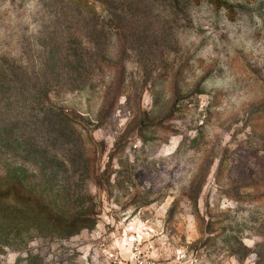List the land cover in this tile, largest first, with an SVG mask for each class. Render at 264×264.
Wrapping results in <instances>:
<instances>
[{
  "label": "rangeland",
  "instance_id": "374dc122",
  "mask_svg": "<svg viewBox=\"0 0 264 264\" xmlns=\"http://www.w3.org/2000/svg\"><path fill=\"white\" fill-rule=\"evenodd\" d=\"M226 1L128 0L105 44L118 70L53 98L83 113L98 151L87 155L86 133L85 154L71 147L83 200L61 214L93 203L95 223L3 248L2 264H108L110 251L128 257L131 226L173 264H264V0ZM35 9L0 0L1 47L32 36Z\"/></svg>",
  "mask_w": 264,
  "mask_h": 264
},
{
  "label": "trees",
  "instance_id": "16d2710c",
  "mask_svg": "<svg viewBox=\"0 0 264 264\" xmlns=\"http://www.w3.org/2000/svg\"><path fill=\"white\" fill-rule=\"evenodd\" d=\"M207 1L232 9L226 0ZM127 3L36 0L32 15L37 28L32 36L16 47L0 46V255L3 248H21L36 236L73 235L95 223L93 203L76 206L81 211L70 219L61 214L62 203H81L83 197L73 189L77 182L69 171L74 166L71 147L79 143L80 154H85L86 133L87 155L94 160L98 151L83 113L53 98L62 90H94L91 74L118 70L105 44L127 18L123 14ZM10 18L7 11L1 15L3 21ZM121 89L120 84L114 89V101L122 96ZM89 174L101 185L95 169Z\"/></svg>",
  "mask_w": 264,
  "mask_h": 264
},
{
  "label": "built area",
  "instance_id": "2783aa9c",
  "mask_svg": "<svg viewBox=\"0 0 264 264\" xmlns=\"http://www.w3.org/2000/svg\"><path fill=\"white\" fill-rule=\"evenodd\" d=\"M151 237L152 234L148 230L131 226L125 233V241L130 247L128 257L123 253L110 251L106 256L108 264H173L154 256L153 245L150 243Z\"/></svg>",
  "mask_w": 264,
  "mask_h": 264
}]
</instances>
